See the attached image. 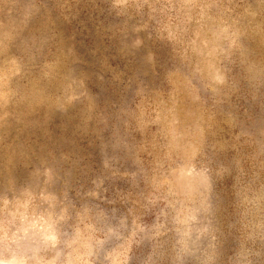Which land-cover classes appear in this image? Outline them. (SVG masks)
<instances>
[{
	"label": "rangeland",
	"instance_id": "1",
	"mask_svg": "<svg viewBox=\"0 0 264 264\" xmlns=\"http://www.w3.org/2000/svg\"><path fill=\"white\" fill-rule=\"evenodd\" d=\"M0 264H264V0H0Z\"/></svg>",
	"mask_w": 264,
	"mask_h": 264
}]
</instances>
